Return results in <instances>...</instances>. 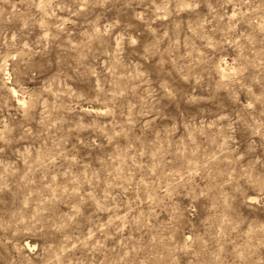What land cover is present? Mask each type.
Returning <instances> with one entry per match:
<instances>
[{
  "label": "rangeland",
  "instance_id": "1",
  "mask_svg": "<svg viewBox=\"0 0 264 264\" xmlns=\"http://www.w3.org/2000/svg\"><path fill=\"white\" fill-rule=\"evenodd\" d=\"M0 264H264V0H0Z\"/></svg>",
  "mask_w": 264,
  "mask_h": 264
}]
</instances>
